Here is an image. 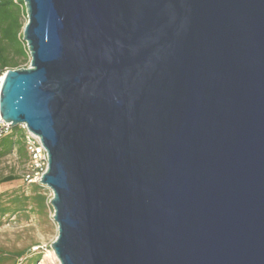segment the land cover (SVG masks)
Returning <instances> with one entry per match:
<instances>
[{
	"label": "water",
	"instance_id": "1",
	"mask_svg": "<svg viewBox=\"0 0 264 264\" xmlns=\"http://www.w3.org/2000/svg\"><path fill=\"white\" fill-rule=\"evenodd\" d=\"M23 2L59 264H264V0Z\"/></svg>",
	"mask_w": 264,
	"mask_h": 264
},
{
	"label": "rangeland",
	"instance_id": "2",
	"mask_svg": "<svg viewBox=\"0 0 264 264\" xmlns=\"http://www.w3.org/2000/svg\"><path fill=\"white\" fill-rule=\"evenodd\" d=\"M22 21L26 22V13ZM28 64L29 62L22 63L19 68L27 67ZM25 172L24 157L12 152L0 158V177L9 174L18 177L12 182L0 184V200L13 195L32 197L31 208L27 206L24 210L0 217V247L11 251L27 250L25 255L17 260V264H30L29 259L38 255L35 264H59L50 246L57 234V226L52 218V207L49 204L52 192L42 186L40 193L45 196L46 201L45 207L40 209L33 200L35 192L24 179Z\"/></svg>",
	"mask_w": 264,
	"mask_h": 264
},
{
	"label": "trees",
	"instance_id": "3",
	"mask_svg": "<svg viewBox=\"0 0 264 264\" xmlns=\"http://www.w3.org/2000/svg\"><path fill=\"white\" fill-rule=\"evenodd\" d=\"M25 14L23 0H0V76L8 69L19 68L22 63H28V50L22 40ZM15 152L17 155L28 161V154L22 137V130L19 126H13L7 133L0 136V158ZM14 174L0 177V184L9 183L17 179ZM35 192L33 200L42 209L45 207V196L40 193L42 185L31 183ZM32 197L29 195H13L10 198L0 200V217L7 213H16L24 210L32 204ZM27 250L11 251L0 247V264H17V260L25 255ZM38 256L32 257L30 264H35Z\"/></svg>",
	"mask_w": 264,
	"mask_h": 264
},
{
	"label": "built area",
	"instance_id": "4",
	"mask_svg": "<svg viewBox=\"0 0 264 264\" xmlns=\"http://www.w3.org/2000/svg\"><path fill=\"white\" fill-rule=\"evenodd\" d=\"M2 75L0 76V79ZM7 124L9 123L5 122L0 116V136L4 133H7L12 127L11 125ZM19 127L22 130V137L28 154L24 179L28 184L39 183L41 176L45 172L48 165L47 151L44 148L40 138L36 134L32 133L25 124H21Z\"/></svg>",
	"mask_w": 264,
	"mask_h": 264
}]
</instances>
